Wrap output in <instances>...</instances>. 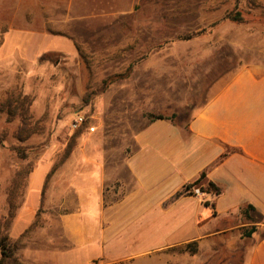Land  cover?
Masks as SVG:
<instances>
[{
  "label": "rangeland",
  "instance_id": "obj_1",
  "mask_svg": "<svg viewBox=\"0 0 264 264\" xmlns=\"http://www.w3.org/2000/svg\"><path fill=\"white\" fill-rule=\"evenodd\" d=\"M237 12L247 20L233 21ZM253 64H264V0H0V248L15 246L0 264H93L112 253V242L72 248L63 219L88 230L98 189L104 204L132 191L136 133L157 115L186 128ZM78 113L85 122L73 130ZM211 215L184 202L159 224L162 248L94 264H242L244 246L226 242L249 220L196 225ZM191 237L202 238L195 253L180 243Z\"/></svg>",
  "mask_w": 264,
  "mask_h": 264
},
{
  "label": "crops",
  "instance_id": "obj_2",
  "mask_svg": "<svg viewBox=\"0 0 264 264\" xmlns=\"http://www.w3.org/2000/svg\"><path fill=\"white\" fill-rule=\"evenodd\" d=\"M135 141L137 149L126 161L132 191L126 193L125 185L120 199L104 204L98 189L99 210L88 230L74 228L72 217L64 218L63 231L72 248L90 242H112V253L90 259L93 264L102 257H134L163 247L153 245V241L160 232V222L173 207L184 202L210 207L212 215L197 219L199 226L219 215L226 218L239 212L245 216L242 210L250 204L255 210L248 211L251 218L245 216L249 223L243 226L254 225L255 231L250 237L230 235L226 247L244 246L242 264H264V64L239 69L194 113L186 128L157 119L137 132ZM203 171L206 180L221 187L219 195L193 190L191 195L164 205L174 192ZM128 201L132 208L125 214ZM146 229L152 232L146 235ZM178 229L174 227L171 232ZM219 230L225 235L228 229ZM201 239L191 237L180 243ZM138 247L140 252L135 251ZM57 256L59 253L47 254Z\"/></svg>",
  "mask_w": 264,
  "mask_h": 264
},
{
  "label": "trees",
  "instance_id": "obj_3",
  "mask_svg": "<svg viewBox=\"0 0 264 264\" xmlns=\"http://www.w3.org/2000/svg\"><path fill=\"white\" fill-rule=\"evenodd\" d=\"M231 19L236 22H242V21L247 20L246 16H244L242 12L235 13L234 15L231 16ZM157 119H167L171 121L172 123L176 124L172 117H165L163 115H157L152 119V121L157 120ZM204 180L206 181V183H202ZM204 185L206 186L205 189L203 188ZM194 188H199V190H201L202 192H207V193L212 192L213 194H216V195H219L221 193V187L218 186L213 181L206 180V173L205 171H203L200 173V175L196 179H194L193 181L189 183L184 184L181 189L174 192L164 203L169 204L171 202H174L176 199L180 198L181 196L191 195L193 193ZM206 205H209V203L206 202ZM212 207H213V204H212ZM249 210H255V208L252 205L248 204L246 208L242 210V212L245 214L247 218L250 219L251 217L248 214ZM255 229L256 228L254 225L250 226L249 228L244 229L242 236L250 237L252 232L255 231ZM14 250H15V246L12 244H9L8 246H3L2 248H0V251L4 258L9 257L14 252ZM182 250L195 253L197 251V242L191 241V242L185 243Z\"/></svg>",
  "mask_w": 264,
  "mask_h": 264
},
{
  "label": "built area",
  "instance_id": "obj_4",
  "mask_svg": "<svg viewBox=\"0 0 264 264\" xmlns=\"http://www.w3.org/2000/svg\"><path fill=\"white\" fill-rule=\"evenodd\" d=\"M85 122V118L83 114L78 113L75 115V117L70 122V126L73 130L80 128ZM198 192V190H196Z\"/></svg>",
  "mask_w": 264,
  "mask_h": 264
}]
</instances>
